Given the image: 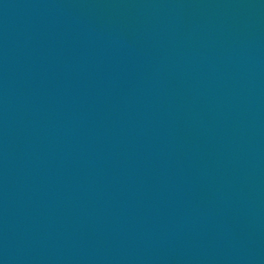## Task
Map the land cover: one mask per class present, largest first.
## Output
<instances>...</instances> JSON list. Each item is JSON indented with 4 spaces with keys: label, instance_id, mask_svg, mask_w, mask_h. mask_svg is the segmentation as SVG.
I'll return each mask as SVG.
<instances>
[{
    "label": "water",
    "instance_id": "1",
    "mask_svg": "<svg viewBox=\"0 0 264 264\" xmlns=\"http://www.w3.org/2000/svg\"><path fill=\"white\" fill-rule=\"evenodd\" d=\"M165 264H264V187Z\"/></svg>",
    "mask_w": 264,
    "mask_h": 264
}]
</instances>
